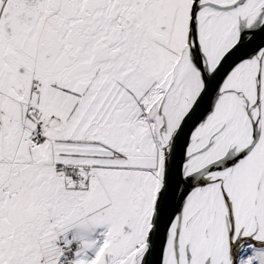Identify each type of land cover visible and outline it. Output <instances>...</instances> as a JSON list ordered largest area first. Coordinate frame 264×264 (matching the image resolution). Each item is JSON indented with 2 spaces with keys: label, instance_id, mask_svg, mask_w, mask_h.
Segmentation results:
<instances>
[{
  "label": "snow or ice",
  "instance_id": "snow-or-ice-1",
  "mask_svg": "<svg viewBox=\"0 0 264 264\" xmlns=\"http://www.w3.org/2000/svg\"><path fill=\"white\" fill-rule=\"evenodd\" d=\"M0 264H264V0H0Z\"/></svg>",
  "mask_w": 264,
  "mask_h": 264
}]
</instances>
